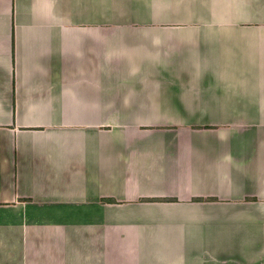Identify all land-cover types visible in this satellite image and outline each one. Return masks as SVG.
Instances as JSON below:
<instances>
[{"label":"crops","instance_id":"obj_1","mask_svg":"<svg viewBox=\"0 0 264 264\" xmlns=\"http://www.w3.org/2000/svg\"><path fill=\"white\" fill-rule=\"evenodd\" d=\"M0 264H264V0H0Z\"/></svg>","mask_w":264,"mask_h":264},{"label":"trees","instance_id":"obj_2","mask_svg":"<svg viewBox=\"0 0 264 264\" xmlns=\"http://www.w3.org/2000/svg\"><path fill=\"white\" fill-rule=\"evenodd\" d=\"M151 201H161L163 199H150Z\"/></svg>","mask_w":264,"mask_h":264}]
</instances>
